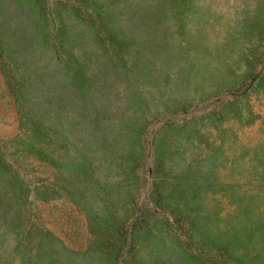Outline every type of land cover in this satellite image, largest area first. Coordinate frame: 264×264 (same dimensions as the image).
<instances>
[{
    "label": "rangeland",
    "instance_id": "1",
    "mask_svg": "<svg viewBox=\"0 0 264 264\" xmlns=\"http://www.w3.org/2000/svg\"><path fill=\"white\" fill-rule=\"evenodd\" d=\"M245 209L264 0H0V264H201Z\"/></svg>",
    "mask_w": 264,
    "mask_h": 264
},
{
    "label": "trees",
    "instance_id": "2",
    "mask_svg": "<svg viewBox=\"0 0 264 264\" xmlns=\"http://www.w3.org/2000/svg\"><path fill=\"white\" fill-rule=\"evenodd\" d=\"M110 38L114 39L111 33ZM248 79L249 73H246L239 81V86L245 84ZM211 155L213 156V154ZM214 159L216 158L213 156L212 161ZM250 217H252V212L245 209L242 220L236 223L238 224L237 226L217 233L214 236L215 238H209L206 235L208 237L207 240L202 239L198 245L201 249L203 246H206V248L212 247L214 253L205 251L201 257V264H264V249L253 250L252 247L254 243L264 242L263 226L262 223L252 220ZM126 231V228L123 229L122 234L124 235ZM186 234L189 235L188 233ZM236 243H239V246ZM246 245L251 246L250 251Z\"/></svg>",
    "mask_w": 264,
    "mask_h": 264
}]
</instances>
